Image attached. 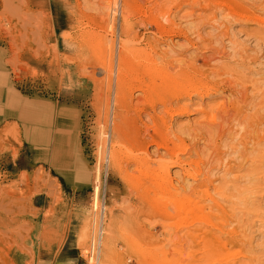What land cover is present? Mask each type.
<instances>
[{"label": "rangeland", "instance_id": "obj_1", "mask_svg": "<svg viewBox=\"0 0 264 264\" xmlns=\"http://www.w3.org/2000/svg\"><path fill=\"white\" fill-rule=\"evenodd\" d=\"M40 1L43 2L44 0ZM54 1H57V4L60 6L62 11L61 15H59L60 19L58 20L61 23L65 24L66 29L63 28L61 30H56V32L54 33V35H56L54 39L47 40L48 42L45 46L46 49L44 48V44L41 45V48L31 42L29 43L30 49H28V44H22V46L19 47L20 51H18V54L23 55V53H25L28 54L29 57L27 60V57L23 58L24 56H20V58L16 62V66H7L8 62L10 63V65L15 62L12 58L13 55H10L11 58L9 57V55H5L3 57L5 61L7 59V63H5L3 59L2 61H0V63L4 62L5 68L7 70V73L5 74L7 76H2V72H0V264H51L41 261L42 259L46 260V258L51 257V254L49 253H47V256H43V252H54L61 247H71L73 249H76L80 256L78 264H221L220 262H218V260L213 259L222 258L226 261H232L235 257H237L238 259H244L241 255L249 257V255L251 254H248V252H246L245 250H240L236 247V249L232 248L234 250L229 249L222 254L217 255L210 254L211 252L202 249L201 245L199 247L189 246L188 238L186 235L182 234V232L175 234L174 227H162L160 226V224H157V220L155 219H157V217L159 218V216H157L156 211L152 207H150V203L145 200L144 202L140 201L142 199L140 196L139 198L136 195V198V188L134 186L132 188V185L128 186V184L123 179L125 173H130L132 175L133 172V174H135L134 177L137 175V172H135L134 170V168H136L135 164L129 161V159V162L127 164L126 160L123 159L124 161L122 160L120 162V166H122V164L124 166H122V169L120 171L117 169V172L116 169L112 168L110 161L111 151H113L112 148H116L117 151H119L118 147H112L115 142L116 144L123 145L121 147V151H125L129 148V146V149H134L136 140H131L136 139V137L133 138V136L137 135H134L137 132L136 130H139L141 135H143L145 131V133L148 134L145 136L147 140H150L153 136L156 137L158 134L154 133L152 121L145 114L142 117L143 121H141L142 123L145 122L146 124H142L139 121V126H137V124L129 126V132L127 131L126 135L119 134L118 136H114L113 134L111 127V115L113 109L112 106L114 100L113 97H115L118 92L120 93V89H117L116 87L115 76L113 75V77L109 79L106 71L101 68V62L103 64H107V60L109 57V45L111 44L110 39H115V44L118 40L117 30L114 37L112 36V34L110 35L109 22L111 16L109 15V11L106 9L108 5L105 3L108 1ZM132 1L131 2L133 3V6L135 5L134 7L137 8L135 10H132L131 17L133 18L134 16V18L130 19L131 22H133V27H137L133 28L134 31L138 36L141 33H145L146 31L144 30V27H142L138 22L142 21L143 19L146 23L148 22L146 26L147 32L145 34L149 35V37L151 38L157 37L155 40L156 42H158L157 52L165 51V56L167 59L176 60V58L179 56L178 59L181 57L180 59L183 60L181 64L183 65L184 63L192 61V58L196 55H193L192 52H196L198 55L202 54V51L204 50L206 53H212L216 52L214 47H216L217 50V48L221 49L224 46L225 54L229 53L227 55H230L232 52V46L230 45H232L233 42H228L236 38V40L233 41H236L235 43H239L243 47V42H245V44H247L245 45V47H247V51L251 54L252 50L257 47L260 59L259 61L261 62L264 60V43L260 42V46L259 43L255 42L259 47L255 46V39L253 37L255 36L256 31L263 30L264 28L258 27L254 22L251 21V19H242L241 22V19L238 20V18H227L224 12H222L223 10H221L222 13L216 12L217 15H215V19L213 18L214 21L212 20V23L211 19L209 20L212 15L211 11H205L206 14H209L206 18L199 16V7H201V5L203 4L201 3V5L199 6L196 4L194 5L193 3H191L192 0H170L171 3H167L168 8L170 6L172 7L169 8L171 9L168 13V15L170 16L168 17L167 15V17L165 16V18L164 16L158 14L156 10L157 5L152 4L154 1H158L157 3H162V0H135L137 2H135L134 0ZM172 1L173 5H171ZM178 1L179 3H177ZM184 1L185 4L187 3V5L184 4L183 8H181V5ZM234 1L238 4L240 3V6L245 4L241 7L246 9L247 12L249 10H252V6L250 7V5L252 4L253 0H246L247 2L244 0ZM51 2L53 1L45 0L43 3L44 6H41V10L43 9L45 12L44 15L48 14L47 12H49V8L52 10L53 4L50 5ZM148 3L150 5H148ZM144 4H147L148 6H145ZM174 4H176L177 6ZM105 5L107 6L105 7ZM152 5L153 8L147 9ZM192 6L194 9H192ZM247 6H249L250 8H248ZM138 8H141V10H139ZM180 8L181 10L178 12L177 9ZM105 10L108 11V15H106ZM136 10L142 12H144L145 10L147 11H145V15L142 16L135 13L134 11ZM149 11H153V14L155 15L157 14L160 25L162 24L165 28H167L165 30H170L168 29V24H170L169 22H172L171 20H173L174 22H176V24L172 22L174 26L177 25L175 27H178L183 32L186 30L185 33L181 35L175 34L173 31V33L171 32L169 34L170 36L166 35L165 39V34L163 35L158 33L159 27L149 22L151 19L150 15L148 14ZM173 11H176L177 15H175ZM190 11L191 14H189ZM172 14H174L176 17ZM99 15L102 19H100ZM94 16H96L97 18ZM224 16L225 18H223ZM219 17H222V19ZM168 18L171 19L169 20ZM46 19L49 20V23L51 25L53 23L56 24L54 16L52 18L51 14H48ZM191 19L194 21L191 22ZM205 19L207 23L205 22L204 24L203 21ZM219 19L222 20L221 22H225L229 26V28L228 26L225 28L223 27L227 30H223L220 28L221 25L218 24L220 22ZM233 19L234 21H232ZM163 20H165L166 22H164ZM101 22H103L102 29L97 25L101 24ZM116 22L117 26L119 24V15H117L116 17ZM216 22L218 23L216 24ZM225 23L224 26H226ZM85 29L94 30L99 35L100 45L98 49H94L95 51L89 50L88 48L84 49L85 51L78 50V45L82 42L79 33L81 32V30ZM100 29L102 31H100ZM133 29L132 34H136ZM148 29L150 30V32ZM160 29H163V27L160 26ZM220 29L221 32L219 31ZM62 30H66L64 37L62 35ZM155 30L156 32L154 34ZM73 31L76 36H73ZM151 32H153V34ZM215 32L219 34V40H221L222 42L211 38L212 35L214 36L217 34ZM225 32H227L228 34ZM193 33L195 34L193 35ZM199 33L201 34V37H198L200 36ZM224 34L228 35H226L227 38ZM102 35L105 37L102 38ZM176 35L179 36L177 37ZM229 37L231 38L230 40H228ZM57 38L59 42V50L58 52L56 51L58 59L54 60L50 57H52L53 52H55L53 50L56 44L55 39ZM160 38L163 39L161 40ZM207 38L211 39V42L204 44L205 46L201 45L200 47H198V49L192 46L193 44H199L201 39ZM102 40L104 41V45L106 46L102 45ZM167 41H169L168 44ZM190 41H192V43ZM64 42H69L70 44L74 45L69 48L65 45ZM170 42H172V45ZM161 44L163 46H160ZM186 44L190 45L187 46ZM248 44L250 47H248ZM141 45H143V41L141 42ZM74 46L78 47V49ZM33 47L36 48L38 52L37 50L33 52L35 50ZM102 47L106 50H104ZM251 47L252 49H249ZM207 48L209 51H206ZM229 48H231V51L229 50ZM259 48L261 50H259ZM17 50L18 48L16 47V52ZM46 50L47 52H45ZM117 50L118 46L116 44L114 49V61H116L115 59ZM41 51L43 52V54ZM260 51H262V53ZM198 52L201 53L199 54ZM91 53L96 58H94ZM104 53L106 54L104 55ZM29 54H33L34 56H30ZM36 54L39 57H37ZM98 54L100 55V58L103 59L102 61L98 60ZM174 54L175 58L173 57ZM187 54L190 55L188 56ZM215 54L219 55L221 53H219L218 51V53ZM71 56L72 58H70ZM64 57L67 58L64 59ZM76 57L77 59H75ZM184 57L186 58L184 59ZM69 60L70 62H67ZM93 60L97 63H93ZM11 61L13 63H11ZM79 61L81 63H79ZM87 62L92 63L87 64ZM24 63L25 65H23ZM178 63L180 62L177 61L174 63V65H178ZM51 64L53 66H51ZM54 64L57 67L54 66ZM94 65H96L97 67H94ZM13 67L16 69V72L14 71V74L12 73ZM81 67L83 69H81ZM33 71L34 73H37L38 71V73L34 74L32 73ZM40 71H42L44 74H42V72ZM86 71H88V73ZM46 72H49L50 74ZM104 72L106 73L105 75ZM47 74L49 77L46 76ZM112 78H114L113 82ZM133 93L134 96L132 97V102H135L138 95L136 91H134ZM227 96V93H224L223 99H225ZM106 98L107 101L105 100ZM13 99L15 102L13 101ZM207 102L208 99H205L204 103L206 105H213V103L208 102L207 104ZM159 109H161V106H158L156 111H159ZM61 116L64 117V120H61ZM109 116L110 118H108ZM120 116L121 118H116V121L122 124L121 126L123 129L128 128V126H126V124L123 122V115ZM198 117L199 115L195 113L187 116L183 115L176 117L173 120L174 122H172L173 124L171 127V131H174L179 125H183L188 121L189 123H191L195 118H197V120H200L198 119ZM103 119H105V121H103ZM120 120L122 122H120ZM143 125H148L152 129H146ZM63 133L68 134L69 137L66 140H63L62 143L63 145H65V141H68V139V142H70V140L72 141L74 155L77 154L75 157L77 161L79 160L78 164H73V162H70L72 165L71 166L70 164H68L67 159L63 160L65 162L61 161L63 162L62 166H58L60 158L55 159L53 153L55 149L59 148L60 145L58 141L61 136L63 137ZM58 136L60 137L58 138ZM119 138L122 141L119 140ZM185 138L186 140H184ZM187 138L189 137L184 136V139H182L183 141L181 140V142H184L183 144L188 147L187 149L189 151V148H191L192 146H196L198 149H200L201 147L203 149V146L205 145L204 139L201 138V140L197 139V141H194L196 139L189 138L188 140ZM201 141L203 144L201 143ZM155 148L156 147L154 144H151L149 146V153L152 154L149 155V158H151V162L158 155H161L164 158L167 157L162 148ZM203 153L205 154V152H202V155H200V157L208 158V155H204ZM183 154L182 158H185L186 160L190 159V157L194 158L192 157L194 155L190 156L186 153ZM185 155L187 157H185ZM211 160V156H209L208 162L206 163L207 167H212V165H210ZM152 165L155 166L156 163H152ZM129 167L130 169H128V173V171L125 169ZM96 168L100 169L101 177L99 193L94 192L93 189L94 172ZM177 170L178 169L176 167H170L171 174L173 173V171L175 173ZM121 173L124 175L121 176ZM172 176L174 175L172 174ZM172 180L173 183H176L175 178H172ZM102 186L104 189L102 188ZM129 191H132L131 194L129 193ZM129 195L132 197H130ZM160 196L161 195L157 194L155 198L159 199ZM148 205L149 207H147ZM143 208H147L145 210L147 211V214L150 213V216L153 214L152 219H148L151 217L149 216V214L146 215V212ZM169 210H171V208H169ZM142 211L144 212L142 213ZM136 213L137 219L135 218ZM147 216L149 217L147 218ZM128 218L131 221L127 220ZM132 218L135 220H132ZM150 223L152 225H150ZM169 230L170 232L172 230L174 232L172 231L173 233H170ZM259 234V232L254 234L253 240L255 244L253 245L258 244L263 240L264 234H262L263 236ZM100 241L102 244H112L111 246L108 244L110 246H108V248L110 249H102V247L98 248V243ZM137 243L141 244L142 249L143 246H145V249H139L138 246H136ZM129 244H131V246H129ZM146 244L148 246H151L146 249ZM154 245H158V247L153 248ZM175 246H179L180 248H175ZM135 248L139 250H136ZM255 248L256 247H254V250L256 252L253 250L252 254L254 253V255H258L260 253H264V250L261 251V249L258 248L256 250ZM244 252H246L247 254ZM244 261L248 262L249 260L245 258Z\"/></svg>", "mask_w": 264, "mask_h": 264}, {"label": "bare ground", "instance_id": "obj_2", "mask_svg": "<svg viewBox=\"0 0 264 264\" xmlns=\"http://www.w3.org/2000/svg\"><path fill=\"white\" fill-rule=\"evenodd\" d=\"M44 1L41 2L40 0H0V61H2L5 55H9V57L10 55L11 56L13 55L12 58L15 61L14 62L15 64L11 61V63L13 64L10 65V63L6 59V61L8 62L7 66L8 65L16 66V62L18 61L20 56L21 57L24 56L23 58L27 57L26 59L28 60L29 57L28 54L25 53H23V55L18 54L19 53L18 51H20L19 47H21L22 44H28V49H30L29 43L31 42H33L34 45L36 46L38 45V47H41V45L44 44V48L46 49L45 46L48 42L47 40L54 39V37L56 36L54 35L56 30H61L66 27L64 23H61L58 20L60 19L59 15H61L62 11L60 6L57 4V1L54 0H52L53 2L50 3V5L53 4L52 10L49 8V12L47 13L51 14L52 18L54 16L56 24L53 23L51 25L49 23V20L46 19L48 14L44 15L45 13L44 10L43 9L41 10V6H44L43 4ZM107 1L108 2L105 1L104 2L108 5V7H106L107 5H105V7L109 11V15L111 16L109 22L110 35L112 34V36L114 37L116 35L115 34L116 30L118 31V40L116 43L118 46V50L116 53V59H115L116 61H114V56H115L114 49L116 45L115 39L112 40L111 38L107 64L105 63L103 64L101 62V68L106 71L109 79L113 77V75L115 76L116 87L117 89H120V93L118 92V94L115 95V97H113L114 100H113V106H112L113 109L111 115L112 117L111 127L113 134L114 136L115 135L118 136L119 134L126 135L127 131L130 128L129 126H132L134 124L135 125L137 124V126H139L138 124L139 121L142 123L143 121L142 117L144 116V114L147 115L148 118L152 121L154 133L158 134L156 137L150 136L151 139L147 140L145 136L148 134H146L145 131H144L145 135L144 134L141 135L139 130H136L137 132L136 133L134 132L135 134L133 133L134 135L137 134L136 136H133V138L136 137V139L131 140V141L136 140L134 149H129L130 148L129 146V148L126 149L125 151H121L122 150L121 147L123 145L116 144V142L114 143L112 141L114 143L112 147L116 146L119 149V151H117L116 148L113 149L111 147L113 150L111 151V155H110L112 168L116 170L118 169L120 171L122 169V166H124L123 164L122 166H120V162L123 159L126 160L127 164L129 161L135 164L136 168H134V170L135 172H137V175L135 177H134L135 174H133V172L132 175L129 173L128 169H130V167L125 169L128 171L129 174L125 173L124 175L122 174L123 173L122 172L121 176L124 175L123 179L128 184V186L132 185V188L133 186L136 188V192H137V194L135 193L136 198L137 196L138 197L140 196L142 198L140 201L144 202L145 200L150 203L151 205L150 207H152L156 211L157 216H159V218L157 217V219H155L157 220L156 221L157 224H160V226L162 227L165 226H169L170 228L174 227L175 232L173 230L172 231L175 234L182 232V234L187 236L189 246L199 247L201 245L202 249L211 252L210 254H217V255H220L223 252L235 247L239 248L240 250H245L246 252H248V254H251L249 255V257L239 254L242 256V258L248 259L249 260L248 262H245L246 260L244 261V259L240 258L242 260L241 261L237 257H235L232 261H226L223 260L222 258L213 259V260H218V262H220L221 264H264V255H260L264 253L258 254L259 256L254 255V253L252 254L254 247H256L255 248L256 250L257 248L261 249V251L264 250V238H263L264 236L262 235L264 234V64H263L264 60L261 62L259 61L260 59H259L257 47H255L252 50V54H251L250 52L247 51L248 50L247 47H245V45L247 44L243 42L244 43V47H243L241 44L235 43L236 41H233L236 40L235 38L228 42V43L233 42V44L230 45L232 46V52L230 55H227L229 53L225 54V50H224L225 46L222 47L221 49L217 48V50L216 47H214L216 52H212V53H206L205 50L202 51V54H200L201 52H198L200 55H198L196 52L195 53L192 52L196 50H192L191 51L192 54L193 55L196 54V55L192 58L191 62L184 63L182 65L181 63L183 60L180 59L181 57L178 59L179 57L178 56L176 60L178 59L177 61L180 63H178V65H174V63L177 61L172 59H167L165 56L166 54L165 51L157 52L158 42L155 41L157 37L151 38L149 37V35L145 34L147 32L146 26L148 22L146 23L144 19L138 22L139 24H141L142 27H144V30L146 31L145 33L140 32L141 34H139L138 36L137 33L134 31L133 28L136 26L133 27V22H131L130 19L132 18L131 17L132 10H135L137 8L134 7L135 5L133 6L134 2L132 0L131 1L133 3L130 0H107ZM185 1L181 5L182 6L181 8H183ZM157 2L154 1L152 4L157 5L156 10L158 14L167 17L169 10H171L169 9L171 6L168 8L167 3L169 2L171 3V1L162 0V3L159 2L160 4ZM177 3H179V1ZM191 3H193L194 5L196 4L198 6L201 5V3L203 4L201 5V7H199L200 9V13L198 14L199 16L206 18L209 14H206L205 11L206 10L211 11L213 15V16L211 15V17L209 18V20L211 19V21L212 20L214 21L215 15H217L216 12H220V13L224 12L227 18L228 17L238 18V20L241 19V22L242 19H251V21L254 22L258 27L264 28V0H253L252 4L250 5V7L252 6L251 7L252 10H249L248 12L246 9L241 7L245 4L240 6L239 5L240 3L238 4L234 0H192ZM148 5L150 4L148 3ZM171 5H173V1ZM185 5H187V3ZM193 6L192 9H194ZM247 7L250 8L249 6ZM141 8L138 9L141 10ZM151 8H153V5L147 9H151ZM181 8L177 9L178 12L181 10ZM221 10L223 11L221 12ZM108 11L105 10L106 15H108ZM145 11L142 12L136 10L134 12L144 16ZM174 13L175 15H177L176 11ZM148 14L150 15L151 18L149 22L159 27L158 33L163 35L165 34V39H166V35L168 36L171 32L173 33V31L175 34H181V35H183L186 31L185 30L183 32L178 27H175L177 25L174 26L176 22H174L173 20L171 21L174 24L172 22H169L170 24H168L169 25L168 29L170 30H165L167 28H165L162 24L160 25L157 14L156 15L153 14V11H149ZM189 14H191V11ZM117 15H119V24H118L119 26L117 25L118 29L116 26ZM169 16L170 15H168V17ZM225 16L223 18H225ZM219 18L222 19V17ZM100 19L102 18L100 17ZM192 19L190 20L191 22L194 21ZM165 20L163 21L166 22ZM221 21L222 20H220V22L218 21L219 23L216 22V24L218 23L221 26L223 25L222 27L220 26V28L223 30H227L224 28L227 27L228 25L224 22L226 24V26H224V23ZM232 21H234V19ZM203 22L205 24L206 19ZM102 23L103 22H101V24H97L101 29L103 28ZM159 25L163 27V29H160ZM101 29L100 31H102ZM132 29L136 34H132L133 33ZM221 29L219 30L220 32ZM62 31H63L62 35L64 37L66 30H62ZM155 32L156 30L154 31V34ZM151 33L153 34V32ZM194 34L195 33H193V35ZM199 35L200 36L198 37H201L200 33ZM73 36H76L75 33ZM79 36L82 39V42L79 43L78 45L79 49L78 47L74 46L79 51L80 50L83 51L84 49L87 48L89 50L95 51L94 49L99 48L100 38L96 31L91 29L81 30ZM103 37L105 36L102 35V38ZM253 37L255 39L254 43L255 42L259 43V45L260 42L264 43V29L256 31L255 36ZM211 38H213L214 40L221 41L219 40L218 33L214 36L212 35ZM230 39L231 38L229 37L228 40ZM55 41L56 44L53 50L55 52H53V54L51 52L52 57L50 58L57 60L58 59L57 52L59 50L58 38L55 39ZM142 41H143V45H141ZM192 41L190 42L192 43ZM102 42H103L102 45H104L103 40ZM168 42L169 41H167V44ZM209 42H211V39L208 38L201 39L199 44H193L192 46L198 49V47H200L201 45L207 44ZM64 43L69 48L74 45V44H70L69 42L67 43L64 42ZM170 43L172 45V42ZM160 46L163 45L161 44ZM255 46L258 45L256 44ZM16 47L18 48L17 52H16ZM248 47H250L249 44ZM252 47L249 49H252ZM260 48L259 50H261ZM34 49L35 50L33 52L37 50L36 48ZM230 49L231 48H229V50ZM206 51H209L208 48L206 49ZM218 51L221 54L219 55L215 54L218 53ZM45 52H47V50ZM260 52L262 53V51ZM105 54L106 53H104V55ZM29 55L32 56L33 54H29ZM174 56L175 54L173 55V57ZM37 57L39 56L37 55ZM66 58L64 57V59ZM70 58H72V56ZM185 58L186 57H184V59ZM75 59H77V57ZM98 60L99 61L103 60L102 58H100V55ZM6 61L5 63H7ZM80 61L79 63H81ZM67 62H70V60ZM92 62H87V64ZM93 63H97V62L94 61ZM52 64L51 66H53ZM23 65H25V63ZM54 66L56 65L54 64ZM94 67L97 66L94 65ZM13 68H12V73L14 74V71L16 69ZM81 69L83 68L81 67ZM0 72H2V76H7L5 75L7 73V70L5 68L4 62L0 63ZM86 72L88 73V71ZM32 73H34V71ZM106 73L104 72V75ZM42 74L44 73L42 72ZM46 76L49 77L48 74ZM113 81L114 78H112V82ZM134 91L137 92L138 97L135 100V102L134 101L132 102ZM224 93H227L228 98L226 97L225 99H223ZM205 99L206 100L208 99V102L213 103V105H209L208 102L207 104L209 106L206 105L204 103ZM105 100L107 101V98ZM158 106H161V109H159V111H156ZM192 113L199 115L198 119L200 120H197V118H195L194 121H192L191 123H189L188 121L183 125H179L177 129H175L174 131L173 130L171 131L172 129L171 127L173 124L172 122H174L173 120L176 117L183 115L187 116ZM120 115H123V122L126 124V126H128V128L123 129L121 126L122 124L116 121V118L119 117L121 118ZM108 118H110V116ZM61 120H64L63 116H61ZM103 121H105V119H103ZM120 122L122 121L120 120ZM142 124H146V123L144 122ZM143 126L146 129L148 128L152 129L148 125H143ZM63 134H64L63 137L58 136V138L60 137L58 141L60 146L58 149H55L53 153L55 159L60 158L58 162V166H62L63 162H65L63 160H67V159H68L67 162L70 165H71L70 162H73V164H78L79 160L77 161L75 157L77 154L74 155V149L72 146L73 143L71 140L70 142H68L69 141L68 139V141H65L66 144L63 145L62 141L66 140L69 137L68 134L66 133ZM184 136L186 137L188 136L189 138L196 139L194 141H197V139L201 140V138L204 139L205 145L204 146L202 145L203 149L200 146L199 147L201 150L198 149L196 146H192L191 148H189L190 149L189 151L187 149L188 147H186V145L183 144L184 142L183 143L181 142V140L184 139ZM189 138L187 139L189 140ZM119 140L121 139L119 138ZM184 140H186V138ZM151 144L155 145L156 147L155 149L162 148L164 150V153L167 155V157L164 158L163 156L158 155L151 162L150 160L151 158H149V155H152L149 153V146ZM202 152H205V154L208 155V158L209 156H211L212 160L210 161V165H212V167L206 166V163L208 162V158L200 157V155H202ZM183 153L189 154L190 156L194 155L192 156L194 158H191L189 156L190 159L186 160L185 158H182ZM185 157L187 156L185 155ZM152 163H156V165L154 166L152 165ZM170 167H176L178 169L175 173L173 171L172 174L174 176H172L170 172ZM100 178H101L100 169L96 168L94 172V188H93L94 192L99 193ZM172 178L176 179V183H173ZM132 191H129V193L131 194ZM157 194L161 195L159 199L155 198ZM147 207H149V205ZM169 208H171V210H169ZM143 209L145 210L147 208H143ZM143 212L144 211H142V213ZM145 212L146 215L149 214L150 216V213L147 214L146 210ZM152 215L150 216L151 218H148L149 216H147V218L149 220L152 219L153 218ZM136 216L137 213L135 215V218L137 219ZM127 220L130 219L128 218ZM132 220L135 219L132 218ZM150 225L152 224L150 223ZM172 231L170 232L169 230L170 233H173ZM258 232L261 234V236H263L262 237L263 240L260 241L258 244L253 245L255 244L253 240L254 234ZM108 244L106 243L102 244L100 241L98 243L99 245L98 248L102 247V249H107L108 246L110 245ZM139 244L140 243H137L136 246H138V248L140 249L141 244L140 245ZM129 246H131V244H129ZM150 246L147 245L146 249ZM144 247L145 246H143V249H145ZM155 247H158V245L153 246V248ZM178 247L179 246H175V248ZM135 249L139 250L137 248Z\"/></svg>", "mask_w": 264, "mask_h": 264}, {"label": "crops", "instance_id": "obj_3", "mask_svg": "<svg viewBox=\"0 0 264 264\" xmlns=\"http://www.w3.org/2000/svg\"><path fill=\"white\" fill-rule=\"evenodd\" d=\"M47 253L51 254V257L46 258V260L42 259V262H47L51 264H78L79 262L80 256L77 250L71 247H61L54 252H43V256H47Z\"/></svg>", "mask_w": 264, "mask_h": 264}]
</instances>
